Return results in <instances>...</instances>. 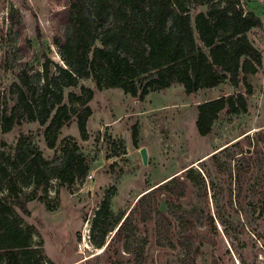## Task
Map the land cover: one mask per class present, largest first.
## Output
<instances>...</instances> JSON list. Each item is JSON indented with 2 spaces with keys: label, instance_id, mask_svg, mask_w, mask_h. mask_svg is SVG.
<instances>
[{
  "label": "rangeland",
  "instance_id": "1",
  "mask_svg": "<svg viewBox=\"0 0 264 264\" xmlns=\"http://www.w3.org/2000/svg\"><path fill=\"white\" fill-rule=\"evenodd\" d=\"M69 2L0 0V165L14 154L22 136L32 137L49 161L61 156L66 139H74L90 164L86 178L70 188L53 177L47 188L21 185L30 214L18 213L24 228L34 227L33 241L42 248L46 264H264L262 1L247 3L263 22L248 35L262 52L263 66L249 78L253 94L246 114L222 113L210 135L201 136L196 129L198 106L245 93L243 83L236 89L225 82L192 95L175 85L142 100L119 88L99 90L92 79H82L78 87L64 90V103L70 105L69 94L80 95L82 87L94 91L88 104L93 110L88 137H81L74 119L50 149L46 126L24 122L6 132L3 119L14 104L9 89L19 81L20 72L28 71L43 84L45 64L50 75H56L58 67L67 68L56 38L65 32L62 16ZM143 148L148 152L147 165ZM59 165L53 163L51 168ZM190 168L203 180H183L186 191L181 198L168 194L160 201V211L171 222L169 231L167 224L159 231L154 220L144 223L134 213L120 240H112L117 226L102 247L94 243L93 223L105 200L109 199L112 213L109 225L123 213L128 215L147 189L168 184L177 175L185 179ZM0 194L7 195L1 177Z\"/></svg>",
  "mask_w": 264,
  "mask_h": 264
},
{
  "label": "trees",
  "instance_id": "2",
  "mask_svg": "<svg viewBox=\"0 0 264 264\" xmlns=\"http://www.w3.org/2000/svg\"><path fill=\"white\" fill-rule=\"evenodd\" d=\"M258 1L264 4V0ZM247 3L248 0H70L62 16L65 32L56 38L67 68L58 67V73L50 75L45 64L43 84L38 77H30L28 71L20 72L19 81L9 89L14 104L10 115L4 116L5 131L24 122H38L46 126V141L54 149L62 130L76 119L80 135L86 139L93 115L88 104L94 99V91L82 87L80 95L69 94L70 105L64 103V90L78 87L82 79H92L99 90L119 88L142 100L175 85H182L185 93L192 95L225 82L236 89L243 83L245 93L229 94L198 106L197 132L210 135L222 113L248 112V98L253 94L249 78L263 66L262 52L248 36L263 22ZM200 8L204 10L193 14ZM61 152L59 158L46 160L34 139L22 136L14 154L6 156L0 165L7 191L6 196L0 194V264H46L42 248L33 241L34 227L24 228L18 213L30 214L21 185L47 188L53 177L61 186L70 188L86 178L90 164L77 142L66 139ZM58 162L59 166L51 168ZM185 173V179L177 175L168 184L147 189L128 215L123 213L109 225L106 222L112 213L109 199L105 200L93 223L94 243L102 247L108 233L117 226L112 240H120L134 213L144 223L154 220L159 231L167 224L169 231L171 222L160 211V201L168 194L181 198L186 191L183 180H203L191 168Z\"/></svg>",
  "mask_w": 264,
  "mask_h": 264
},
{
  "label": "water",
  "instance_id": "3",
  "mask_svg": "<svg viewBox=\"0 0 264 264\" xmlns=\"http://www.w3.org/2000/svg\"><path fill=\"white\" fill-rule=\"evenodd\" d=\"M141 154L144 160V163L147 165L148 164V152L146 148L141 149Z\"/></svg>",
  "mask_w": 264,
  "mask_h": 264
},
{
  "label": "bare ground",
  "instance_id": "4",
  "mask_svg": "<svg viewBox=\"0 0 264 264\" xmlns=\"http://www.w3.org/2000/svg\"><path fill=\"white\" fill-rule=\"evenodd\" d=\"M100 252H101V251H100ZM100 252H99V253H100Z\"/></svg>",
  "mask_w": 264,
  "mask_h": 264
}]
</instances>
